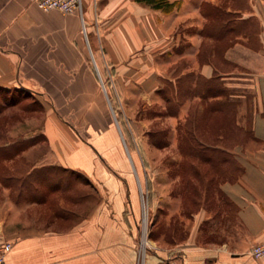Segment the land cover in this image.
<instances>
[{"label": "crops", "instance_id": "crops-1", "mask_svg": "<svg viewBox=\"0 0 264 264\" xmlns=\"http://www.w3.org/2000/svg\"><path fill=\"white\" fill-rule=\"evenodd\" d=\"M169 1L176 5L164 12L141 0H83L81 19L43 11L29 0H0V95L30 92L42 105L39 125L14 133L21 119L9 126L5 135L14 140L8 148L16 154L3 163L9 171L19 163L32 170L68 169L97 190L70 200L62 177L43 178V193L29 201L0 182V234L12 242L3 264H264V256L247 253L264 241V0ZM218 12L236 14L242 24L228 31L232 44L225 49L217 47L222 36L209 30L223 21ZM254 19L258 29L252 33ZM225 63L231 70H221ZM98 69L112 79L129 129L121 125L107 86L101 87ZM217 84L219 94L205 92ZM165 85L167 98L161 94ZM225 85L258 95L253 112L237 108V123L248 120L252 133L226 149L237 173L213 179L216 193L204 201L210 197L214 208L186 216L180 242L148 237L144 248L138 244L135 175L145 184L149 168L158 174L161 163L167 169L179 165L151 155L193 152L179 146L185 125L192 122L195 133L198 122L217 113L210 106L222 105ZM131 105L134 116L126 113ZM6 117L11 121L13 114ZM162 118L171 142L160 146L149 133ZM158 180L152 177L155 186ZM168 201L180 202V195L170 193ZM48 202L54 205L48 214L32 212ZM73 206L79 210L65 214ZM44 217L49 221L42 224Z\"/></svg>", "mask_w": 264, "mask_h": 264}, {"label": "rangeland", "instance_id": "rangeland-1", "mask_svg": "<svg viewBox=\"0 0 264 264\" xmlns=\"http://www.w3.org/2000/svg\"><path fill=\"white\" fill-rule=\"evenodd\" d=\"M228 17L237 19L236 14H230ZM223 16L224 18H228ZM249 28L250 31L256 32L258 29L257 21L250 22ZM212 29L211 26H209ZM229 32H224L220 35L221 42L217 44V47L226 48L232 44V41L228 39ZM223 72L231 70V66L222 64L220 66ZM98 75L97 69H95ZM101 75V79L98 76L99 83L103 88L105 84L107 89L109 90V98H111V104L113 109L115 110L121 125L123 128L129 129V125L126 121L123 120V112L121 111V107L119 106L118 99L114 96L113 86L111 84L112 79L106 74L103 73L102 69H98ZM101 80V81H100ZM218 86H214L215 91L219 88ZM5 94L0 95V119L6 118L4 122L0 120V182L2 185L9 188L10 194L18 195L19 197L28 199L29 201L33 199V197H38L43 193V178H59L62 177V187L65 191V196L72 200L74 199V195H87L97 193L96 188L94 189L92 185L86 184L85 179L79 173L72 172L68 169H49L43 171L42 169L32 170L24 163H19L17 165V169L15 171H9L5 163L6 157L3 155L5 150L12 151L13 148H8V144L10 141H13V138L7 137L5 134L7 129L13 122H16L18 119H21L20 122H16L15 126H11L13 133L16 131H24L30 129L31 127H35L40 124V110H42V105L40 103L41 97L37 94H32L30 92L25 93L24 91L16 90V91H6ZM113 92V93H112ZM214 93V91H212ZM162 96L165 98L169 95V90L167 85H165V91H163ZM233 94L234 96H231ZM239 95L240 97H237ZM31 96V97H30ZM223 96L225 103H223L220 107L215 106L213 108L218 109L219 111L212 112L209 114L206 120H202L198 122L196 125L198 126V130L193 133L196 142H191L188 134H184L183 137L179 138V146L181 150H191V153H181V154H156L152 156V160H157L160 158L161 162L169 161L177 162L179 165L174 166L172 169H167L162 163L160 164L159 173L156 174L155 170L151 171L149 168V175L146 173V183L144 184V180L139 174L136 173V182H137V190L140 196V205L141 212L139 217V241L138 244L141 243L143 238L154 237L160 238L163 242L172 241V242H180L185 237V225H186V216L189 217L191 214L197 210H199L202 206L207 209L214 208V203L210 202L208 199L204 201L205 195L215 194L216 193V184L217 181H213L215 177H223L224 179L233 177L237 171L234 162L225 163L221 165L217 158L213 156L212 150H203L201 152L198 149L199 139L205 140L207 143L214 145L217 143L218 136L220 133L224 135V143L226 146L231 147L232 145L239 143H244L249 137L243 136L242 133L237 131L236 126L239 125L243 128V130L250 131L251 123L246 120L242 121L241 124L237 123V108L246 109V112H253V103L258 101V95L256 92L252 93L251 90L245 87H241L239 89H228L226 85L223 88ZM44 103V101H43ZM132 104V103H131ZM132 108L126 109V113L132 116L135 115L136 106L131 105ZM167 104L165 107L161 109L162 114L167 111ZM29 113H37L35 118H27L26 116ZM161 113V112H159ZM13 114V119L11 121L8 120L6 115ZM142 115L141 117H143ZM23 117V118H22ZM147 117V116H144ZM204 119V118H203ZM163 123L151 127L150 134H155L158 136L161 141V145H167V143L171 142V138L168 139L166 137L165 131L162 127H166L168 125V121L165 118H162ZM134 124L136 122H131L130 127L135 128ZM191 127H193V123H189ZM187 126V124H186ZM4 132V133H3ZM154 135V138H150L149 141L157 140V137ZM245 137L241 141V138ZM178 143V141L176 142ZM220 144H222L219 141ZM174 144V141H172ZM160 145V146H161ZM200 147V145H199ZM193 148L195 150H193ZM197 148V149H196ZM195 151V152H194ZM227 155L232 159V156L227 153ZM145 156V155H144ZM210 157L209 160L206 159ZM176 157V158H174ZM146 159V158H145ZM143 160L145 162V166L151 165V160ZM172 159V160H171ZM154 174V175H153ZM155 179H159L160 185L152 182V177ZM175 180L176 182H171V180ZM211 180V181H210ZM55 181V180H53ZM52 181V182H53ZM22 182H24L22 184ZM68 183H71V186H67ZM214 183V185H213ZM22 184V185H21ZM141 185V188H140ZM92 186V187H91ZM6 191V189L2 192ZM46 191V190H45ZM180 195V202H169L168 196L169 194ZM66 205H69L65 203ZM52 202L46 203V206L41 205L35 206V210L32 212H37L43 214L45 211L48 214V211L53 207ZM41 207V208H40ZM66 207V206H65ZM178 210L176 214L171 215L170 210ZM44 209V210H43ZM65 209V208H64ZM70 210H66L65 214L73 213V211H78L79 209L76 206L69 208ZM174 215V217H173ZM71 216V215H70ZM145 217V222L144 218ZM49 221L46 217L43 218V223ZM153 221L155 222L153 225V230L151 229ZM64 225H66L64 223ZM175 229V232L173 230ZM8 235L0 234V238L6 239Z\"/></svg>", "mask_w": 264, "mask_h": 264}, {"label": "trees", "instance_id": "trees-1", "mask_svg": "<svg viewBox=\"0 0 264 264\" xmlns=\"http://www.w3.org/2000/svg\"><path fill=\"white\" fill-rule=\"evenodd\" d=\"M141 1H143V2H145V3H147V4H150L152 7H154V8H156V9H160V10H162V11H164V12H168V11H171L173 8H174V6L176 5V1H169V0H141ZM226 15V17H228L230 14H227V13H225V12H218V16L220 17V19H222L223 21H222V23H219V24H217V25H212L211 27H212V29H210L209 28V30L211 31V33L212 34H215V35H220V34H222V33H224V32H228V31H230V30H235V29H240V28H242V24L241 23H238V22H236L235 21V19L234 18H231V17H228V18H224L223 19V16H225ZM237 16V15H236ZM236 23V24H235ZM214 86H216V85H213L212 87H209V89H206V93H213L212 91H214V94H219V92H220V88H217V90L215 91V89L213 88ZM217 87V86H216ZM223 92V91H222ZM223 103H225V100L223 99V102H222V104ZM217 106H221V104L218 102V104H217ZM213 107H215V105L214 104H212L211 106H210V108H212V109H215V108H213ZM1 110V109H0ZM2 122H4L5 120H6V118H1L0 119ZM236 129H237V131H239V133H242L243 134V136H246V137H251L252 136V133H251V131H247V130H243V128L242 127H240L239 125H237L236 126ZM185 133H187L188 134V137H189V139H191V142L193 143L194 141L196 142L197 140L195 139V137H194V135H193V130H192V127H191V125H189V124H187V126L185 125ZM154 135L155 134H150L149 133V139L150 138H154ZM156 136V135H155ZM157 137V140H153L152 142L154 143V144H157V145H161L162 143H161V141L159 140V138H158V136H156ZM243 139H245V137H242L241 138V141L243 140ZM219 141L222 143L221 145L223 146V150L222 149H215L214 147L215 146H217V145H220V143H219ZM199 144H197L198 145V149H200L199 151L201 152V149H202V151L203 150H212L213 151V156H215V158H217V161H219L221 164H225V163H230V162H234V159L232 158H230L228 155H227V153H228V151L226 150L227 148H228V146H226L225 145V143H224V135H223V137L222 138H219L218 137V140H217V143H215L214 145H212V144H210V143H207L205 140H203V139H199ZM239 143H240V140H239ZM199 145H200V147H199ZM197 149V148H196ZM193 150H195L194 148H193ZM195 152V151H194ZM15 154H16V149H13L12 151H7V150H5L4 152H3V155L6 157V158H12V156H15ZM206 159L207 160H209L210 159V157H207L206 156ZM24 182H22V184H23ZM21 184V185H22Z\"/></svg>", "mask_w": 264, "mask_h": 264}, {"label": "built area", "instance_id": "built-area-1", "mask_svg": "<svg viewBox=\"0 0 264 264\" xmlns=\"http://www.w3.org/2000/svg\"><path fill=\"white\" fill-rule=\"evenodd\" d=\"M35 4L39 9L43 11L56 10L61 13H77L81 19L82 17V2L83 0H29ZM145 222V217L143 218ZM140 245L146 247L145 238L141 240ZM12 247V242L6 239L0 238V264L4 263L5 256ZM247 253L255 258L259 259L264 256V241L252 244Z\"/></svg>", "mask_w": 264, "mask_h": 264}, {"label": "bare ground", "instance_id": "bare-ground-1", "mask_svg": "<svg viewBox=\"0 0 264 264\" xmlns=\"http://www.w3.org/2000/svg\"><path fill=\"white\" fill-rule=\"evenodd\" d=\"M81 20V19H80Z\"/></svg>", "mask_w": 264, "mask_h": 264}]
</instances>
